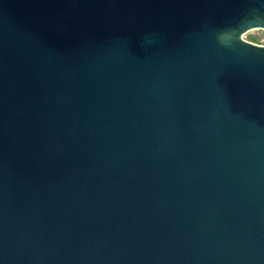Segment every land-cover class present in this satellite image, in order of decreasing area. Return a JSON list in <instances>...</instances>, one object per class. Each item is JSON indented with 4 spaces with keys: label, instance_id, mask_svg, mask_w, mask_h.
<instances>
[{
    "label": "water",
    "instance_id": "1",
    "mask_svg": "<svg viewBox=\"0 0 264 264\" xmlns=\"http://www.w3.org/2000/svg\"><path fill=\"white\" fill-rule=\"evenodd\" d=\"M264 0H0V264H264Z\"/></svg>",
    "mask_w": 264,
    "mask_h": 264
},
{
    "label": "rangeland",
    "instance_id": "2",
    "mask_svg": "<svg viewBox=\"0 0 264 264\" xmlns=\"http://www.w3.org/2000/svg\"><path fill=\"white\" fill-rule=\"evenodd\" d=\"M243 39L264 45V29L253 28L243 34Z\"/></svg>",
    "mask_w": 264,
    "mask_h": 264
}]
</instances>
